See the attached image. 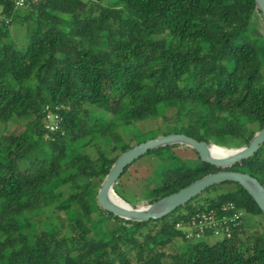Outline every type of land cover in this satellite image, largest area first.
Masks as SVG:
<instances>
[{
    "label": "trees",
    "instance_id": "1",
    "mask_svg": "<svg viewBox=\"0 0 264 264\" xmlns=\"http://www.w3.org/2000/svg\"><path fill=\"white\" fill-rule=\"evenodd\" d=\"M18 11L0 0V124L25 128L0 138V264H264V224L247 235L244 223L264 217L238 184L143 223L96 203L132 148L119 129L160 118L171 134L228 149L264 129V20L254 0H44ZM15 23L25 49L10 40ZM46 107L59 109V132L44 131ZM187 150L197 167L172 147L143 156L163 164L147 205L221 171ZM225 171L264 187V144ZM210 211L240 214L239 224L228 237L202 232L221 238L214 244L192 242L187 222Z\"/></svg>",
    "mask_w": 264,
    "mask_h": 264
},
{
    "label": "water",
    "instance_id": "2",
    "mask_svg": "<svg viewBox=\"0 0 264 264\" xmlns=\"http://www.w3.org/2000/svg\"><path fill=\"white\" fill-rule=\"evenodd\" d=\"M254 3L255 8L261 13L264 20V0H254ZM263 144L264 129L256 132L249 140L247 146L238 149H228L211 143L198 142L183 134H169L150 139L133 146L116 159L100 185L96 203L100 209L126 221L134 223L156 221L185 206L207 189L230 182L238 184L251 197L264 217V187L248 174L225 171L244 160L250 159ZM173 146H182L194 151L202 163L221 169V171L206 175L176 193L144 207H133L116 195L113 186L129 166L149 152ZM212 147L233 153L225 157L214 156L211 152ZM114 197L119 198L127 207L116 203L113 199Z\"/></svg>",
    "mask_w": 264,
    "mask_h": 264
},
{
    "label": "rangeland",
    "instance_id": "3",
    "mask_svg": "<svg viewBox=\"0 0 264 264\" xmlns=\"http://www.w3.org/2000/svg\"><path fill=\"white\" fill-rule=\"evenodd\" d=\"M27 12L28 9L19 10L17 12V16H25ZM10 32L11 42L15 44L19 49H25L27 46V33H25V27L23 25L15 23L14 25L10 26ZM19 123L20 124L8 123L5 126L4 124H0V138L9 133H20L24 131L25 128L23 123ZM164 125L160 118H156L150 121L147 120L143 123H138L136 125L128 127L127 129H119L118 131L121 133L126 143L130 142L131 147H133L137 144L143 143L142 141L145 142L150 139L171 134L173 128L170 132L171 128L168 129ZM187 149L182 146L172 147L173 153H175L177 158L180 159L178 162L182 163L186 167H197L199 162L195 154ZM159 156V154H155L138 159L134 163V165L130 166L129 170L121 177L119 184H117L115 187V191L122 200L124 199L126 201L127 204L129 203L132 206L135 205L133 207L147 206V200L150 197L149 189L152 185V181L156 180L159 175H161V168L163 167L160 158H158ZM57 184L58 183L54 184L49 189L55 188ZM202 196L203 195H200L192 202L194 203L197 200H200ZM244 223L248 226L246 234L253 235L255 234V232L262 231L261 227L264 224V219L261 217L253 218L250 216H246ZM199 241L214 244L215 242L221 241V238L214 236H200L192 242L195 243Z\"/></svg>",
    "mask_w": 264,
    "mask_h": 264
},
{
    "label": "built area",
    "instance_id": "4",
    "mask_svg": "<svg viewBox=\"0 0 264 264\" xmlns=\"http://www.w3.org/2000/svg\"><path fill=\"white\" fill-rule=\"evenodd\" d=\"M14 6L15 10L29 9L44 0H10ZM56 112H52L48 107H46V115L44 118L43 129L47 133H56L61 130L60 124L62 118L59 114V109L55 108ZM234 206L232 204H227L222 207L223 211L233 210ZM240 214L234 213L229 219L223 218L218 220L215 217V213L210 211L209 213L200 212L195 214L189 222H187L184 228L187 238H199L205 230L214 231L215 236H221L223 233L228 237L230 231V225L237 226L239 224ZM179 227V225H177Z\"/></svg>",
    "mask_w": 264,
    "mask_h": 264
},
{
    "label": "bare ground",
    "instance_id": "5",
    "mask_svg": "<svg viewBox=\"0 0 264 264\" xmlns=\"http://www.w3.org/2000/svg\"><path fill=\"white\" fill-rule=\"evenodd\" d=\"M211 152H212V154H213L214 156H218V157H225V156L230 155V154H226V153H224V152H221V151H219V150H217V149H215V148H211ZM113 199H114V201H115L116 203L122 205L123 207H127V205L124 204V203H122V201L119 200V198L114 197Z\"/></svg>",
    "mask_w": 264,
    "mask_h": 264
}]
</instances>
